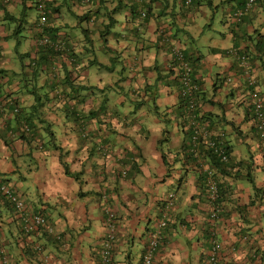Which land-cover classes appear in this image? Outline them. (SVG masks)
Returning a JSON list of instances; mask_svg holds the SVG:
<instances>
[{
    "label": "crops",
    "instance_id": "crops-1",
    "mask_svg": "<svg viewBox=\"0 0 264 264\" xmlns=\"http://www.w3.org/2000/svg\"><path fill=\"white\" fill-rule=\"evenodd\" d=\"M51 1L59 51L40 45L34 0H0V186L49 221L26 232L0 195V264H98L106 209L117 219L111 264H132L135 242L141 264L168 199L153 264H211L210 230L219 264H252L264 248V148L252 109L264 106V0L242 21L233 14L244 0H165L146 19L131 13L133 0ZM174 47L194 65L199 122L183 118ZM191 124L230 148L216 221L200 177L208 164L186 159Z\"/></svg>",
    "mask_w": 264,
    "mask_h": 264
},
{
    "label": "trees",
    "instance_id": "trees-1",
    "mask_svg": "<svg viewBox=\"0 0 264 264\" xmlns=\"http://www.w3.org/2000/svg\"><path fill=\"white\" fill-rule=\"evenodd\" d=\"M78 1L83 2V3H87V5L92 6V5L95 4L96 0H78ZM164 1L165 0H133V2L129 6L133 7V11H132V8L130 9L131 13H135V15L141 16V18L146 19L147 16L149 15V12H151V8L156 3H158L159 5L160 4L162 5ZM187 1L188 0H181V5L182 6L183 5H187V6L190 5L191 6V5H193L194 2H196V0H190L189 3H187ZM7 2H10V0H5V3H7ZM39 3H43L44 4V12H45V17H46V24L44 26L43 33L41 34L40 37H41V39L43 37H47L49 42H50L48 47L53 49V47H51V46H53L57 42L54 41V38H52V36L49 33V28H48V21L49 20L48 19L51 17V15H53L55 13V12H53L55 10H54V8L52 6V1L51 0H34V2H33L34 8L33 9H35L36 12H37V21L40 19V16H41L40 12L38 11ZM247 3H248V0H244L240 4L239 9L233 14V18H235L237 21H242V19L245 16L248 15V12H249V10L251 8L248 9V11L245 12V8H246V4ZM254 3H256V0H254ZM254 3L252 4V6L254 5ZM141 6H142V8H144L146 10V12H145L144 9H143V12L142 11L139 12V9H140ZM165 8L166 7H164V10H165ZM92 11H88V14H87V15H89V19H91V21L93 19L92 18L93 15L95 16L94 11L93 12ZM240 11H244V13L240 17H236V14H238ZM143 13L145 14L144 16H143ZM162 15H165V12ZM261 43L264 45V37H262V39L260 41V44ZM263 49H264V47H263ZM172 51H173L174 63H176V69H177V70L175 69L176 77H174V80L176 81L177 86H178V96H179V99L181 100V103L183 105L182 107L186 111V115L185 116L183 115V118L190 119V121L199 122V120L196 119V118H197L198 113H199L198 112V106H199V101H200V99H199L200 98V92H199V88H198L199 86L196 83V81L194 79V76H193L194 65H193L192 61L188 58V56L185 53V51H183L182 49H180L178 47H174ZM243 57L245 58L246 63H248L249 62V58L247 57V55L245 53H242V55H240V58H243ZM180 63H181V65H180ZM240 63H241V60H240ZM182 64H184L186 67H189V69H190L189 78L191 80V85H193V91L190 93L189 96H183L182 95V92L185 89L184 84H182V78H183V72H184V70L182 68ZM241 66H242V64H241ZM242 67H244L245 69L247 68L245 66H242ZM173 74H174V72H173ZM156 85H157V82L154 84V86H152V88L156 87ZM191 101L193 103L192 104L193 107L190 106V102ZM258 101L262 102L261 99H258ZM255 102H256V100L254 101L253 106H252L253 115H254L253 118H254V122H255V129H256V132H257V136H258L259 141H260V146H262V143H261L262 141H261L260 136H259V131L256 128L257 117L255 116L256 114L254 112V104H255ZM7 103L5 104V106L7 105ZM14 113L19 114V109L18 108H14ZM156 114H158V113L156 112ZM262 114L264 116L263 102H262ZM202 128H203V131L201 132L200 129L195 128L193 126V124H191L189 126V128L187 129L186 137L188 139V146H187L186 150L188 151V154L190 155V157H188L186 159L193 160L195 166H197V167L200 166L199 167L200 169H201V166L204 167V165L208 164V169L213 171L214 178H215V180L217 182V186H218V196H217V199L211 205H210L208 197H207V200H208L209 205L211 206V209L214 208L215 210H219V213L217 215V218H218L219 215H220V211H221L220 204L223 201L222 198H223V195H224V191L222 190V185L223 184L220 182L219 176L221 177L222 175L229 174V171L232 169V167H231V164H232L231 152H230V148L227 145V142L225 141V139L221 136V134L219 132L209 136L208 128H206V127H202ZM21 130L26 135H28L30 133V129H29L28 126H23L22 125L21 126ZM193 138H197L195 142H193ZM208 142L215 143L218 148H220L222 151H224L223 155H226L227 160L226 161H222L221 157H219L217 154H215V152H213V150L207 146ZM206 162H207V164H206ZM200 177H201V180L203 181L202 182L203 183L202 187L207 191L208 190V186H207V183H206V177H207L206 176V172L202 171L201 174H200ZM207 195H208V193H207ZM2 199L8 206H10L9 203L7 202V200L3 196H2ZM208 214H209L208 216L210 217V219L212 221H216L217 220V218H213L212 219L211 211ZM40 215L44 216L43 214H40ZM48 223H49V221L46 218V225H48ZM45 231L48 234L50 233L48 230H45ZM207 241L210 244V248H212V243L213 242H218L220 244V242L217 239V236H216V234L214 233L213 230L208 231ZM112 259H113V249L111 251V262H112ZM207 260L209 262V258H207ZM141 264H143V257H142V263ZM152 264H153V262H152ZM216 264H219V260H218V262ZM252 264H264V248L259 253L256 252L255 259L252 260Z\"/></svg>",
    "mask_w": 264,
    "mask_h": 264
},
{
    "label": "built area",
    "instance_id": "built-area-1",
    "mask_svg": "<svg viewBox=\"0 0 264 264\" xmlns=\"http://www.w3.org/2000/svg\"><path fill=\"white\" fill-rule=\"evenodd\" d=\"M190 0L187 1L189 3ZM254 3V0H248V3L246 4L245 12L248 11V9L251 8L252 4ZM38 11L40 12L41 16L40 19L37 21V28L39 32L42 34L44 26L46 24V17L44 12V4L39 3L38 5ZM244 11H240L238 14H236V17H240ZM145 14L143 13V16ZM50 44L47 37H43L41 39L40 45L48 47ZM53 50L59 51L61 49L60 44L56 43L53 46ZM241 60L242 66L247 67V63L245 58H239ZM181 65V63H180ZM182 68L184 70L183 72V78H182V84H184L185 89L182 92L183 96H189L190 93L193 91V85H191V80L189 78L190 69L189 67H186L184 64H182ZM253 84V82L251 81ZM192 101L190 102V106L193 107ZM1 110V105H0ZM254 112L255 116L257 117V124L256 128L259 131V136L261 139L262 146L264 147V116L262 114V102L256 100L254 104ZM201 135V134H200ZM197 138H193V142L196 141ZM207 146L215 152L219 157H221L222 161H226L227 157L226 155H223V152L220 148L216 146L215 143L208 142ZM204 172H206V183L208 186V199L210 202V205L213 204V202L217 199L218 196V186L217 182L214 178V173L210 169H206ZM0 195H2L7 202L9 203L10 207L14 210L15 214L19 217V219L23 223V229L26 232L36 231L39 230L42 227L47 226L46 225V218L40 214H26V205L25 202L21 197L17 195V193L14 191L12 186L9 184H2L0 186ZM171 212V204L167 205L165 208L161 210L160 218L158 220L157 225L152 229V232L149 236L148 245L145 248L144 254H143V264H152V260L154 258L155 253H157L158 248L160 247L161 240L163 238V230L167 227L169 222V213ZM212 213V219L217 218V215L219 213V210H215L214 208L211 209ZM116 215L113 211L110 209H106V227L108 228V235L106 237V240H104L102 249L99 255V264H111V251L113 249L114 244V235L116 231ZM49 232L51 233L52 230L50 229ZM38 251H40V248H37ZM221 251V244L218 242L212 243V248L209 254V262L211 264H216L218 262V257ZM2 264H13L8 259L4 258L2 260Z\"/></svg>",
    "mask_w": 264,
    "mask_h": 264
},
{
    "label": "rangeland",
    "instance_id": "rangeland-1",
    "mask_svg": "<svg viewBox=\"0 0 264 264\" xmlns=\"http://www.w3.org/2000/svg\"><path fill=\"white\" fill-rule=\"evenodd\" d=\"M36 11V10H35ZM34 10H32V13L31 15L32 16H37V12H35ZM221 11V9H220ZM216 23V21H215ZM171 204L172 205V201L171 199H168L165 203V205L163 206V208H165L167 205ZM131 233H132V230H129ZM135 246H131L130 249H129V252L131 254V259H132V264H138L139 262V254H138V250H139V242H135L134 243Z\"/></svg>",
    "mask_w": 264,
    "mask_h": 264
}]
</instances>
